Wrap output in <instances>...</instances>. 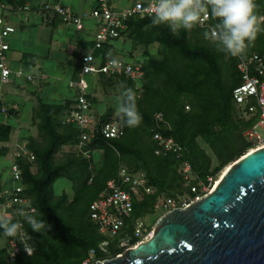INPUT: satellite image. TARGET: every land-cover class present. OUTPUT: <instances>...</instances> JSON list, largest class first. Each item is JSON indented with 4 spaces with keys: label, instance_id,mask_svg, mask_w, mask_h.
Listing matches in <instances>:
<instances>
[{
    "label": "trees",
    "instance_id": "16d2710c",
    "mask_svg": "<svg viewBox=\"0 0 264 264\" xmlns=\"http://www.w3.org/2000/svg\"><path fill=\"white\" fill-rule=\"evenodd\" d=\"M256 2L258 15L264 17V0ZM122 24L118 37L111 41L130 44L122 62L136 66L142 78L134 81L122 74H96L93 79L102 95L119 97L121 82L132 88L142 122L129 128L119 114L112 120L113 111L108 108L95 117L90 143L80 147L81 130L63 122L75 102H40L30 118L37 137L16 142L33 155V160L19 156L14 163L20 172L18 183L26 201L25 213H42L41 219L48 227L34 232L22 215L15 219L7 210L5 216L23 224L31 253L27 255L19 245L18 253L9 262L6 253L11 237L0 229L4 240L0 264H81L91 250L94 260L112 259L123 251L116 246L130 235L132 224L154 213L157 198L190 195L191 186H207L208 179L216 181L221 169L245 155L249 148L243 133L257 122V115L233 102L232 90L241 83L238 59L218 51L205 38L204 33L210 32L207 28L196 25L174 34L167 25L153 26L151 16L139 15L125 18ZM112 49L103 44L95 56L101 62L105 56L113 58ZM252 54L264 58V33L248 47L243 58ZM86 97L90 104L94 102L91 93ZM5 113L11 117L10 111ZM155 114L161 115V123L154 120ZM110 121L118 124L122 134L105 139L100 126ZM12 130L9 124L0 123V157H7L14 149V144H9ZM154 134L172 139L180 148L179 155H156ZM183 163L190 167L187 182L180 172ZM120 168L140 173L145 186L153 192L139 190L131 194L132 212L124 230L106 238L90 219L89 206L105 192L107 182L116 177ZM60 178L70 183L69 192L54 195L52 184ZM10 187L11 181L10 185L0 182V207L9 199L4 192ZM104 239L108 240L105 254L98 250Z\"/></svg>",
    "mask_w": 264,
    "mask_h": 264
},
{
    "label": "built area",
    "instance_id": "2783aa9c",
    "mask_svg": "<svg viewBox=\"0 0 264 264\" xmlns=\"http://www.w3.org/2000/svg\"><path fill=\"white\" fill-rule=\"evenodd\" d=\"M98 8L91 12L90 17L94 19L99 27L94 38V49H100L103 44H107L118 37V32L123 28V20L132 15L151 16L152 0L136 1L125 10H111L107 6V0H97ZM55 11L64 22H70L77 30L82 29L81 19L72 16L68 10L55 5L49 7ZM3 7L0 6V10ZM210 21H216L210 17H202L201 22L197 25L202 28H207L211 31L212 26ZM14 33V28L5 23L0 14V113L6 112V109L1 105V87L8 81L11 71L5 66V53L8 50L7 39ZM238 59L237 69L240 74L241 83L232 90V99L238 107L246 108L247 112L252 115H257V122L243 133V137L249 146L246 153L253 150L264 148V58L252 54L247 58ZM112 58L104 57L101 65H96L95 57L92 54H86L81 57L80 66L77 78L69 83V87L75 91V107L64 119V123H72L81 130L79 138V146L89 144L93 129L96 125L95 120L89 114L90 102L87 100L88 84L86 77L96 74H122L125 77L134 81H139L142 78V72L136 67L128 63L117 60L118 65L110 63ZM16 76L19 73L15 74ZM29 79V77H27ZM187 109V108H186ZM154 120L158 123L162 122L160 114L154 115ZM100 133L105 139H113L121 136L122 132L118 124L114 121L104 123L100 126ZM153 139L156 141V155H164L166 153L178 154L180 148L170 138H163L159 134H154ZM19 156H26L30 161L33 160V155L26 150L14 145V149L10 156L8 166L9 178L11 187L4 193L8 196V200L0 207V215H5L7 210H11L13 218L25 213L24 206L26 201L22 198V187L19 185L20 172L14 159ZM183 179L187 182L190 177V167L187 163H183L180 168ZM215 181L208 179V185L190 187V195L185 199L178 200L176 198H166L160 196L153 205L154 212L160 213V216L176 209L184 208L192 202L197 201L214 185ZM142 190L146 194H151L153 190L145 186L143 176L140 173L128 171L125 168H120L114 179H111L106 184L105 192L99 194L98 198L89 206V217L97 225L98 232L106 238H113L125 228V222L129 219L132 212L131 194H136ZM31 212V210L29 211ZM19 220H16V222ZM150 227L143 225L140 220L135 221L131 227L129 236H125L117 243L118 249H127L147 241L152 236ZM29 236L20 231L15 237H11L7 241V259L11 262L19 251V245H22V250L29 255L31 249L27 245ZM134 241V242H132ZM108 240L104 239L99 245L98 250L103 254L106 253ZM94 251H90L81 264H95L97 261L93 259Z\"/></svg>",
    "mask_w": 264,
    "mask_h": 264
},
{
    "label": "crops",
    "instance_id": "0c3cea01",
    "mask_svg": "<svg viewBox=\"0 0 264 264\" xmlns=\"http://www.w3.org/2000/svg\"><path fill=\"white\" fill-rule=\"evenodd\" d=\"M107 1L109 9L118 11L139 0ZM55 5L80 18L82 29L77 30L70 22L62 21L49 8ZM0 6L3 7L0 10L3 20L14 28V33L7 39L5 53V66L11 75L1 87V105L11 112V117L0 113V123L12 127L9 144L15 145L20 140L37 137L30 118L40 102L53 105L75 102V91L69 83L77 78L83 55L90 53L95 57L96 65L103 63L99 56H95L97 50L94 49L99 25L90 17L99 5L97 0H0ZM107 44L112 46L110 51H113L112 59L115 60H124L130 50V44L121 41ZM86 81L87 92L94 98L89 111L93 120L108 108L117 111L118 97L115 94L102 95L93 76L86 77Z\"/></svg>",
    "mask_w": 264,
    "mask_h": 264
},
{
    "label": "water",
    "instance_id": "95a60500",
    "mask_svg": "<svg viewBox=\"0 0 264 264\" xmlns=\"http://www.w3.org/2000/svg\"><path fill=\"white\" fill-rule=\"evenodd\" d=\"M95 264H264V148L227 166L197 201L160 216L147 241Z\"/></svg>",
    "mask_w": 264,
    "mask_h": 264
},
{
    "label": "clouds",
    "instance_id": "9594fccd",
    "mask_svg": "<svg viewBox=\"0 0 264 264\" xmlns=\"http://www.w3.org/2000/svg\"><path fill=\"white\" fill-rule=\"evenodd\" d=\"M151 23L153 26L167 25L175 34L180 29H191L201 22L202 17L216 21L205 38L214 44L218 51L232 57L246 54L248 47L264 33V17L258 15L256 0H152ZM113 65L118 61L110 60ZM117 98V112L123 124L135 128L142 122L136 104V94L124 82ZM34 232H43L48 225L41 219L42 213H20ZM0 229L5 236L15 237L24 226L19 221L0 215Z\"/></svg>",
    "mask_w": 264,
    "mask_h": 264
},
{
    "label": "rangeland",
    "instance_id": "374dc122",
    "mask_svg": "<svg viewBox=\"0 0 264 264\" xmlns=\"http://www.w3.org/2000/svg\"><path fill=\"white\" fill-rule=\"evenodd\" d=\"M141 1V0H139ZM99 89V87H98ZM101 91V89H100ZM99 107V106H98ZM98 110V108H97ZM113 111V115H112V120H115L116 116L118 115V112L115 110ZM115 122V121H114ZM10 124L13 126L12 121H10ZM11 138V136H10ZM202 146V145H201ZM8 157H0V182L3 185H10V181H9V173H8V166H9V160L11 159V153L9 155H7ZM225 168H222L221 171L219 172V176L221 172L224 170ZM191 178V177H190ZM217 178V179H218ZM217 181V180H216ZM215 181V182H216ZM69 187H70V183L68 182V180L64 179V178H60L58 180H56L53 184H52V193L54 195H59L64 191H68L69 192ZM187 196V194H182V195H178L176 197V199L178 200H183L185 199ZM160 217V213L158 212H154L150 215H146L144 216L140 222L145 225L146 227H150L151 229H153V226L155 224V222L157 221V219ZM4 246V240L3 238H0V248H2Z\"/></svg>",
    "mask_w": 264,
    "mask_h": 264
}]
</instances>
